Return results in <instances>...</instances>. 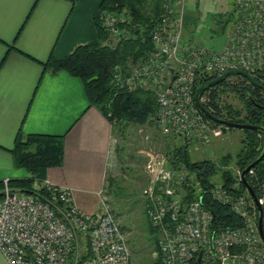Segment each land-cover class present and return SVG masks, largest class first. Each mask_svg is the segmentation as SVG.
I'll return each mask as SVG.
<instances>
[{"label":"built area","instance_id":"built-area-1","mask_svg":"<svg viewBox=\"0 0 264 264\" xmlns=\"http://www.w3.org/2000/svg\"><path fill=\"white\" fill-rule=\"evenodd\" d=\"M186 0H162L151 25V48L136 63L110 71L116 89H151L153 121L162 135L178 144L208 146L209 122L194 100L200 76L229 69L264 71V0H233L226 43L211 51L182 36ZM108 42L130 36L128 14L102 9L97 14ZM225 32V31H224ZM206 99L202 97L200 103ZM146 184L141 191L144 214L155 233L160 264H264L258 212L248 191L234 194L214 179L206 190L185 165H171L167 154L146 153ZM248 174L252 175L250 169ZM238 181L241 172L236 170ZM44 189L47 196L40 194ZM33 193L13 190L3 181L0 199V264H130L125 231L101 190L99 208L86 213L71 200V189L48 179L34 180ZM241 219L238 226L212 228V213L202 195ZM264 232V185L257 186Z\"/></svg>","mask_w":264,"mask_h":264},{"label":"crops","instance_id":"crops-1","mask_svg":"<svg viewBox=\"0 0 264 264\" xmlns=\"http://www.w3.org/2000/svg\"><path fill=\"white\" fill-rule=\"evenodd\" d=\"M100 2L0 0V181L29 175L11 152L19 133L61 136V163L41 171L42 179L69 187L72 203L86 213L98 210L115 171V127L88 106L78 78L43 64L96 39Z\"/></svg>","mask_w":264,"mask_h":264},{"label":"trees","instance_id":"trees-1","mask_svg":"<svg viewBox=\"0 0 264 264\" xmlns=\"http://www.w3.org/2000/svg\"><path fill=\"white\" fill-rule=\"evenodd\" d=\"M161 2L162 0H101L98 11L108 9L119 13L125 11L128 14L127 26L130 30V36L126 39H120L116 43L108 42V36L101 28L96 16V39L76 45L62 58L49 57L43 64L44 67L49 68L51 72L63 70L78 78L82 83L88 106L96 107L114 127H120L121 123L125 121H131L134 124H142L147 120L151 122L155 112V97L152 90L143 88L131 92L118 90L112 84L110 71L116 65L130 66L147 55L151 48L149 31L161 11ZM227 19L226 17V19L221 20V23L224 24ZM251 74L260 86L252 85L244 77L229 75L228 77L237 78V82L232 83L224 79L203 91L199 100L203 96L207 98L206 102L201 104L217 118L264 128V71ZM213 78L200 76L195 83L194 95L199 87ZM227 86L228 91L232 92L241 102L242 114L239 109H235L232 105L219 99L218 90L224 91ZM151 117L152 119L149 120ZM204 117L213 125H221L211 121L205 115ZM243 134L242 145L234 161L235 168L240 172L256 159L264 140L263 135L255 130L243 129ZM115 150L117 163L122 165L121 148L117 146ZM62 151L63 138L61 136L21 135L19 133L11 152L15 159V165L24 168L29 175L26 178L8 179L7 184L13 190L33 193L32 183L34 180H42L41 171L61 163ZM164 153L169 157L171 165L183 164L192 171L206 190L213 186L212 178L219 172L218 179L224 188L231 190L234 194L245 193L246 188L242 181H238L237 176L230 170H223L222 168L218 170L216 164L210 159L190 160L186 145L180 144L171 149L167 148ZM230 162L231 156L229 155L222 156L219 160L222 166H227ZM252 171V175L246 173L245 179L257 195V186L264 185V158L252 168ZM123 186L117 178L108 177L105 190L107 197L120 199L118 195H122ZM2 188L3 181H0V199ZM40 194L47 196L48 193L41 189ZM202 203L212 213V228L214 230L241 224V219L235 216L227 206L214 201L209 192L202 195ZM108 204L111 203L108 201ZM116 208H111V210L117 217L119 211L122 210H120V205H116ZM121 228L124 231V227L121 226ZM149 233L150 241L156 253V257L149 264H160L156 237L151 227Z\"/></svg>","mask_w":264,"mask_h":264},{"label":"rangeland","instance_id":"rangeland-1","mask_svg":"<svg viewBox=\"0 0 264 264\" xmlns=\"http://www.w3.org/2000/svg\"><path fill=\"white\" fill-rule=\"evenodd\" d=\"M231 0H186L185 24L182 36L186 41L211 51H220L226 43V32L221 31V20L231 10ZM227 28L229 24L226 25ZM225 26V28H226ZM229 82L236 83L237 78L230 77ZM219 99L232 105L241 111L242 104L228 91L218 90ZM154 96V93H153ZM221 102V103H222ZM243 111H241V114ZM149 118V120H151ZM209 122V121H208ZM209 124L210 144L206 147L189 146V158L192 161L210 159L216 167L230 170L235 174L234 161L241 148L244 138L243 129L228 128L224 125ZM261 138L260 135H258ZM114 145L121 148L120 155L123 158L122 165L117 163L113 177L117 178L123 186L120 199L108 198L110 208L120 205L122 211L117 216L128 240L131 250L130 264H149L156 257L154 247L150 241V225L146 219L141 199V191L146 184L144 164L146 153L163 154L167 148L178 144V138L162 135L156 128L153 119L142 124H134L131 121L121 123L114 129ZM231 156V162L227 166L219 163L222 156ZM117 160V159H116ZM25 172V171H24ZM219 173V172H218ZM218 173L212 180H218ZM3 257L0 254V263Z\"/></svg>","mask_w":264,"mask_h":264},{"label":"water","instance_id":"water-1","mask_svg":"<svg viewBox=\"0 0 264 264\" xmlns=\"http://www.w3.org/2000/svg\"><path fill=\"white\" fill-rule=\"evenodd\" d=\"M229 75L242 76V77L246 78L252 85H254V86H260L255 81V79L250 74H248L247 72H245V71H243L241 69H229V70L223 72L221 75H219L215 79H213V80L207 82L206 84L202 85L201 87H199V89L196 91V93L194 95V100H195V103H196L197 107L211 121H214L216 123H219L221 125H224V126H226L228 128L230 127V128H241V129L255 130V131H258L259 133H261L263 135V137H264V128L257 127L255 125L246 124V123L233 122V121H230V120H225V119L217 118L211 112H209V110H207L200 103L199 96L201 95V93L203 91H205L208 88L213 87L214 85L218 84L219 82H221L222 80H224L225 77H227ZM263 158H264V140H263L262 147H261V151H260L259 155L256 157V159L254 161H252L250 164H248L241 171L240 178H241V181H242L243 185L245 186L246 190L248 191L251 199L253 200V203L256 205L257 212H258V218H257L258 232H259V236H260L262 242L264 243V232H263L262 223H261V211H260V207H259V205L257 203V197H256L254 191L248 185V183H247V181L245 179L246 173L250 169H252L256 164H258Z\"/></svg>","mask_w":264,"mask_h":264},{"label":"flooded vegetation","instance_id":"flooded-vegetation-1","mask_svg":"<svg viewBox=\"0 0 264 264\" xmlns=\"http://www.w3.org/2000/svg\"><path fill=\"white\" fill-rule=\"evenodd\" d=\"M228 20H229V18L227 19V21L223 24V27H221V31H223V33H224V31H225V26L228 24ZM242 70V69H241ZM227 71V70H226ZM243 71H245V70H243ZM225 72V71H224ZM245 72H247V71H245ZM261 72V71H260ZM248 74H250V75H252L250 72H247ZM222 74V73H221ZM220 74V75H221ZM219 76V75H218ZM218 76H215L213 79H215L216 77H218ZM238 76V75H237ZM242 77V76H241ZM212 79V80H213ZM225 79H227V80H229L230 79V77H225ZM211 81V80H210ZM215 86V85H214ZM211 88V87H210ZM204 97V99H206L207 97L206 96H203ZM202 98V97H201ZM200 98V99H201Z\"/></svg>","mask_w":264,"mask_h":264}]
</instances>
